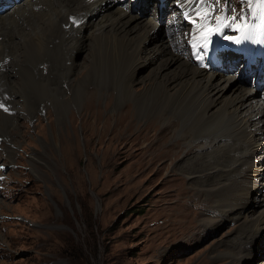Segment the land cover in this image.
<instances>
[{"label": "bare ground", "instance_id": "1", "mask_svg": "<svg viewBox=\"0 0 264 264\" xmlns=\"http://www.w3.org/2000/svg\"><path fill=\"white\" fill-rule=\"evenodd\" d=\"M119 1L18 0L0 9V101L8 109L0 108V136L12 143L15 141L12 131L18 127L13 121L20 115L31 119L36 110L46 106L52 107L54 118L62 122L69 106L78 107L79 111L78 102L88 95L86 84L92 82L95 86L92 90L109 84L112 91L106 92L104 106L98 105V110L90 107L88 110V104L82 106L81 121L106 109L108 100L113 98L115 107L129 101V107L132 104L133 110L145 115L141 119L144 122L162 119L165 131L155 130L160 134L158 144L170 133L167 125L174 124L172 117L180 120L177 123L181 122V127L182 121L189 123L197 129L196 137H204L210 144L207 150L211 167L216 170L199 166L201 171L190 174L191 178L202 183L210 176L217 179L207 190L217 197L214 209L222 219L246 210L242 216L239 261L252 259L258 239L264 235V208L257 215L248 213L255 203L264 202V158L260 165L254 161L256 152L264 149V141H258L264 135V101L252 104L258 92L256 84L264 80V9L257 19H245L234 28L226 10L213 18L214 8L208 0H165L164 8L173 10L169 27L156 16L158 0H131L124 6ZM140 4L143 5L138 8ZM178 7L184 14H190L188 20L178 18ZM146 11L151 13L150 18L145 16ZM159 25L165 27L158 29ZM166 27L170 30L168 34ZM184 44L190 46L194 59L179 50ZM228 45L230 51L222 55ZM87 46L85 58L77 63L76 56ZM201 49L205 51L204 58L198 60ZM238 51L246 53L249 60L243 69L245 76L254 64L260 65L259 77L251 87L246 86L245 76L236 72L237 76L233 75L232 52ZM97 61L104 64L101 73L96 69ZM145 64L149 65V73L142 78L138 71ZM122 68L126 69L124 78L120 74ZM135 83L139 87H134ZM75 108L70 109L71 114ZM128 108L118 109L119 113L104 119L100 114L99 119H103V124L114 121L109 126L113 125L117 133L126 119L118 121L117 114ZM70 119L73 125L72 116ZM91 123L94 121L85 125ZM129 123L131 127L133 123ZM150 125L155 127L153 123ZM130 127L124 133L125 138L133 136H129ZM140 152L125 155V162L131 164ZM254 264L264 262L254 260Z\"/></svg>", "mask_w": 264, "mask_h": 264}, {"label": "rangeland", "instance_id": "2", "mask_svg": "<svg viewBox=\"0 0 264 264\" xmlns=\"http://www.w3.org/2000/svg\"><path fill=\"white\" fill-rule=\"evenodd\" d=\"M247 1L236 0L244 6L242 19L251 17ZM233 3L223 0V7L231 8ZM150 14L145 12L147 18ZM237 14L240 16L239 11ZM243 22L231 24L235 28ZM88 48L76 56L77 63L83 61ZM98 63L96 69L101 73L104 64ZM148 67H141L138 76L147 77ZM124 71L120 72L123 78ZM85 72L83 69L82 75ZM86 87L88 95L78 102L79 111L87 104L88 110L104 106L106 92L112 91L109 84L96 90L91 89L95 88L93 82ZM108 101L106 109L84 117V122L78 107L69 106L75 110L71 114L69 109L60 122L52 107L46 106L31 119L20 115L13 121L18 126L13 131L10 128L15 141L0 137V161L12 162L0 167V264L239 263L246 210L222 219L214 209L217 197L207 190L217 179L210 176L204 183L193 182L190 175L201 171L199 166L216 171L211 167L206 139L197 138V129L191 124L182 121L181 127L180 120L172 117L174 124L167 125L170 133L158 144L160 134L155 130L165 131L161 118L144 122L145 115L133 110L132 104L129 107V101L121 107L114 106L113 98ZM260 102L256 94L252 104ZM125 107L129 108L117 114L118 121L126 117L125 125L115 133L113 125L109 126L114 121L107 125L103 119ZM89 121L94 123L85 125ZM129 127L132 139L124 135ZM262 138L258 141H264V135ZM136 150L140 155L126 163L125 155ZM263 150L255 154L257 165L263 161ZM153 158H159L158 162ZM263 208L264 202L255 203L248 213L257 215ZM254 260L264 262V235L258 239L252 259L239 264H254Z\"/></svg>", "mask_w": 264, "mask_h": 264}, {"label": "snow or ice", "instance_id": "3", "mask_svg": "<svg viewBox=\"0 0 264 264\" xmlns=\"http://www.w3.org/2000/svg\"><path fill=\"white\" fill-rule=\"evenodd\" d=\"M260 3L264 4V0H259ZM227 39H232V37H227ZM203 50V49H201Z\"/></svg>", "mask_w": 264, "mask_h": 264}]
</instances>
